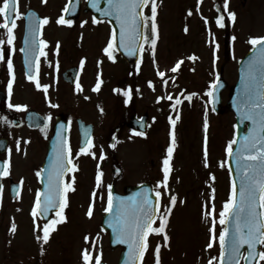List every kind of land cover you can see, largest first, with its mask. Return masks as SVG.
<instances>
[{"label":"rangeland","instance_id":"1","mask_svg":"<svg viewBox=\"0 0 264 264\" xmlns=\"http://www.w3.org/2000/svg\"><path fill=\"white\" fill-rule=\"evenodd\" d=\"M196 2L197 0H157L156 20L159 38L155 56L152 54L150 45H144L145 53L142 54V62L136 70L139 74L142 72L141 76L134 74L129 77L124 74L126 70H129L127 62L109 63L105 57L101 61L102 55L98 49L104 43L97 35L91 33L96 29L94 26L86 29L85 42L87 46L84 52L86 53L89 48H92V51L97 53L93 56L94 59L97 55V60L99 59L96 61L88 56L87 68L88 70L94 68L95 61L96 64H100V68L102 67L108 75L109 91L102 96L105 103L108 100V103L104 104L106 111L94 106L92 115H89L88 118L93 121L98 120L100 125L104 126L101 130H105L108 134L116 126L121 125L122 127L119 134L120 141L110 151L114 159L111 157L110 160L105 161L107 166L111 169L112 166H123L129 181H156L158 178L157 181L161 182L164 177L166 157L164 155L170 146L169 139L172 140L171 135L167 139V129L169 128L170 134L174 132L175 135V144H172L173 152L169 160V179L162 193V206L164 207L168 206L171 195L177 197V203L168 216L166 232L169 240L165 243L162 235L153 234L150 236V251L146 252L143 264H155L154 249L157 243L161 245V264H208L212 257H217L213 264H220L219 232L223 226L219 223V213L223 210L224 203L230 198L232 190L226 148L228 142L235 137V117L227 109L221 113H215L205 89L217 79L220 68L224 67V78L228 82V87L223 91L222 96L223 103L227 102L229 88L237 79L238 62L252 47L249 37L264 36V0H228L227 11H235V20L222 28L223 30L208 25L207 32L203 15H213V2H204L203 5H200V9L195 8L194 3ZM0 3L2 5L3 0H0ZM64 4L65 0H20L19 8L23 12L29 7H34L40 10L45 17H48L50 22H54L58 19ZM189 10L192 12L191 15H189ZM144 13L150 16V7H145ZM92 20L93 18L89 14L82 12L78 21L92 23ZM186 26L187 32L184 30ZM49 27L56 30L54 24H50ZM102 27V29L99 28L100 32L108 29L105 25ZM57 30L62 32V28ZM0 36L2 37L1 33ZM233 36L236 37L235 40L232 39ZM210 41L219 43V48L215 50V57L213 55L214 44ZM177 60L183 61L181 74L171 71ZM76 62L77 59L70 57L65 66ZM157 67L165 73L164 77L157 75ZM192 67L197 72L194 75H192ZM143 75L146 77L143 78ZM151 76L157 80L160 79L159 86L155 90L146 82V78ZM5 79L6 73L0 71V90L5 87ZM84 79L88 81L86 74ZM164 80L168 81L167 85L164 84ZM125 83L135 86L139 96L136 106L129 110L121 105L120 100L117 99L118 102H113L116 99L110 94L112 85L124 87ZM14 90L16 91L14 100L19 101L15 104H28V108L35 107L45 113L55 112L54 107L51 108V104L54 102L52 91L50 101L44 103L42 93L31 88V85L20 76L14 84ZM190 92L195 94L191 95V99L184 104H175V98L180 94L185 96ZM169 96L172 97L171 100L168 99ZM71 97L75 102V107L81 112L82 109H78L80 98ZM62 101L65 102L63 98ZM64 107L66 110L70 109V105L65 103ZM86 107L90 109L89 106ZM27 109L22 110L25 112ZM103 110L104 112H102ZM1 111L0 128L3 123H8L9 126L7 130L10 134L8 137L10 143L7 158L13 167H18L19 171L22 170L20 173L22 174L26 165L38 163V153L44 148L43 140H40L39 132L31 131L25 126L16 127L9 120L7 123L1 121L5 117L18 118L17 115L21 109H11V113H15L12 115L9 112L8 116ZM131 111L138 115L149 112L153 127L150 131L152 136L148 142L131 133L128 126V121L132 116V113H129ZM169 112H172L173 120L178 121L175 125L165 120V116ZM205 114H207L208 120L207 167H205L204 156ZM177 115H179L178 120L176 119ZM2 135L0 133V136ZM18 142L19 151H17ZM105 146L108 151V144ZM221 162H224L223 167L220 166ZM212 176L215 177L214 180ZM213 206L215 209L213 215L216 220V240L213 242V247L209 249L206 245L210 239L209 230L212 227V217H205L204 212L206 210L211 212ZM3 212L8 214L5 209ZM162 215H164L163 207ZM158 224L159 221L157 226ZM34 240L36 239L34 238ZM261 248L264 251V245H261ZM107 251L110 250H104L103 255L107 257L105 258L108 264H113L112 257H116L117 261L119 253L111 254ZM241 264H243V260ZM259 264H264V261H259Z\"/></svg>","mask_w":264,"mask_h":264},{"label":"flooded vegetation","instance_id":"2","mask_svg":"<svg viewBox=\"0 0 264 264\" xmlns=\"http://www.w3.org/2000/svg\"><path fill=\"white\" fill-rule=\"evenodd\" d=\"M16 24L17 26L14 29L15 39L12 45L7 44V30L0 27V33L2 34L0 39L5 41L4 44H0V49L6 52L5 60H0V71L3 72H8L7 56H10L13 61L14 71L23 72L24 67L20 49L22 48L25 23L22 20L16 21ZM47 24H54V29L56 30L50 29ZM47 24H43L40 39V41H48L46 46L41 45L47 56H41L39 64L42 71L44 67L47 78V80L42 79L43 84L49 85L53 92L54 102H52L51 108H53V105H56L54 107L55 112H43L45 113L46 128L44 126L30 129L27 125H23L31 131L39 132L40 140H43L44 148L43 151L38 153V163L26 165L22 174H20L22 170L19 171L18 167H13L10 163V174L3 178L4 191L0 194V264H84L82 258L84 249L89 250L91 257L94 258L98 255L101 258L100 262L104 261L108 264L107 257L105 256V258L103 255L104 250L109 249L110 251H107V253L111 252L113 254V252H117L119 255L122 252V247L111 248L109 245V233L102 228V221L107 213L104 209L107 207L108 186H112L111 192L113 185H115L117 191L124 194L128 186L138 185L143 181H129L123 166H112L111 169L105 161L95 164L94 156L91 153L79 152L82 141V130H85L84 128H80L79 123L81 120L86 123H94L92 140L105 142V139L109 137V134L105 130H101L104 126L100 125L98 120L93 121L88 118L89 115H92L94 106L98 109L106 108L104 104L108 103V100L105 103L102 96L109 92L107 85L108 75L105 70L100 69L99 65L96 64V61L99 59L97 60L98 55L94 59L93 56L97 53H94L92 48H89L86 53L84 52L87 46L85 42L86 29L89 27L82 26V23L78 21H73L71 25L58 24L57 21L48 22ZM59 28H62L61 33L57 30ZM95 28L91 33L102 39V30L100 32L98 27ZM57 43H59L58 51ZM98 51L101 52V47ZM88 56L96 60L94 62L95 67L89 70L87 68L89 62ZM70 57L77 59V62L69 63L65 66L66 61L70 60ZM82 59L84 60L83 66L80 63ZM73 67L78 68V76L72 80L71 76L65 75V71ZM85 74L88 81L84 79ZM98 79L101 83L97 91L94 89ZM77 82L82 86L81 89H77ZM117 88L118 86L112 85L110 89V94L116 99L113 102H118L121 98L120 89ZM41 90L43 88L37 91ZM2 91L5 95L0 96V110L8 116L9 112L11 113V109H13L9 107V104L15 105L19 101L16 102L14 100L16 91L13 87L11 94H9L7 81H5L4 89L0 90V92ZM50 95L42 94L44 103L45 101L46 103L50 101L48 99L52 97ZM71 96L76 99L80 98L78 109L81 108V112L75 107V102ZM62 98L65 102L62 101ZM64 103L70 105V109L66 110ZM25 105L29 106L28 104ZM86 106H89L90 109ZM26 112H23L21 109L17 115L19 119L5 117L1 121H6L7 123V120H9L16 127L22 126L23 121L25 123ZM14 113L12 112L11 114L13 115ZM49 115L51 119H48ZM57 123L68 127V141L71 148L70 159L76 165V169L65 175L64 182H72V177L74 176V190L70 189L67 192V207L63 209V219L56 215V211L59 209H49L45 217H42L38 212L34 222L31 211L36 200V193L38 190L41 191L43 187L41 177L44 174H42V171L48 167L44 165L47 146ZM7 124H2L0 133L3 135L0 138H6L10 143V139L8 138L10 134L7 130L9 126ZM91 152H95L97 157H100L101 153H104L103 144L98 143L95 150L91 148ZM5 161H9L7 153L5 154ZM98 166L99 171L103 173L102 183L99 186H97L96 182ZM38 172L40 175H37ZM47 176L45 175L44 177L47 179ZM21 181L23 182L21 183ZM16 185H18L17 190L15 189ZM153 188L155 190L154 186ZM94 191L96 193L95 197H93ZM14 192L17 194L15 197H13ZM90 205L93 208V215L91 217L87 215ZM4 209L8 211V214L3 212ZM54 220L60 222L51 231L49 240L47 242L37 240V235H43V225ZM13 222L17 225L15 232L10 230ZM85 236L89 238L87 241L85 240ZM94 236L100 238L98 246L92 242ZM92 250L99 251L91 253ZM77 257L79 258L78 262ZM112 259L113 264H116V257H112ZM91 264H95L94 259L91 261Z\"/></svg>","mask_w":264,"mask_h":264},{"label":"snow or ice","instance_id":"3","mask_svg":"<svg viewBox=\"0 0 264 264\" xmlns=\"http://www.w3.org/2000/svg\"><path fill=\"white\" fill-rule=\"evenodd\" d=\"M72 0H69L71 3ZM109 7L101 10L102 14L107 16L115 15L116 20L120 25L119 41L120 46L127 48L129 54H133L136 47L137 41H144L145 44H149L153 56H155V50L157 45V40L159 38L158 24H157V12L158 4L157 0H108ZM98 6V0H93V7ZM145 7H150V16L145 15L143 9ZM199 4L197 5V8ZM223 8L227 10L228 0H223ZM69 10L66 5L62 10L67 12ZM219 11V9H218ZM192 12L189 10V15ZM25 13L18 10V0H3L2 5H0V16L3 17V22L0 23V27L7 30V44L12 45L15 39L14 29L16 28L17 18L23 17ZM29 18L34 15V13L29 12L27 14ZM227 15L235 20V13L228 12ZM49 22L48 17H43L41 24H47ZM100 21L93 18V23H99ZM58 24L71 25L73 23L70 19H65L63 15L59 16L57 19ZM86 23V22H82ZM205 23L207 24V18H205ZM216 23L219 27H224V18L222 15L217 16ZM30 29L34 32L35 29L31 27ZM185 32L188 31L187 26L185 27ZM233 40L236 39L235 36L232 37ZM116 40V31L113 30L111 38L109 40L108 46L105 47L104 52L108 54L109 59H113L112 52L109 51L113 47V42ZM5 41L0 39V44H4ZM35 43V40H33ZM42 46H46L48 41L41 40ZM214 44L213 55L215 57V50L219 48L218 44L214 41H210ZM249 43L257 48V55L253 61H250L246 69V76L244 81L245 89V99L244 103L247 106V111L243 113L247 120L252 121L254 127L249 129L248 135H246L241 141L240 147L236 150V159L238 164V171L242 172L240 177L241 183L239 186V200H237V187L235 181L232 183V190L230 193V198L224 203L223 210L219 213V223L220 225H225L231 222L230 217L234 220L233 230L231 235V243L228 248V259L229 264H239V261L243 259L246 264H252L253 260H256V264L259 261H264V251H258L257 245H264V36L249 37ZM144 45H140L141 51H143ZM14 50V49H13ZM59 50V43H57V51ZM21 52L28 51L25 48L20 49ZM40 56H47V53L43 50V47L39 53ZM6 52L0 49V60H5ZM27 59V58H26ZM192 59V57H190ZM7 69L9 75L12 77L8 80V91L11 94L12 85L15 79L14 76V66L13 61L10 56H7ZM29 63V72L27 78L29 80H35L37 88H43L45 93L49 88L47 84H41L37 76H34L31 71V62ZM81 66L84 64V60H81ZM140 61L137 62V67L139 68ZM155 63V61H154ZM182 60H177L175 65L172 67L171 71L173 73L177 72L180 68ZM58 67V65H57ZM36 72H39V60L37 58ZM157 75L164 77L165 73L160 71L157 67ZM167 85L168 81H163ZM101 81L98 79L94 90H99ZM149 86L152 87V81H149ZM219 84V74H217V79L212 82L213 89L208 92L209 97L214 98V88ZM77 89H81L82 86L77 82ZM190 94L188 99H191ZM159 99V98H158ZM169 100L172 99L171 96L168 97ZM176 103H181L180 99H176ZM56 105H53L55 107ZM10 108L24 109L27 105L22 104H9ZM175 107V106H173ZM48 119H51L50 115ZM176 119H179L177 115ZM170 122L175 125L176 121L169 117ZM47 125H45V128ZM207 129L208 120L207 114H205L204 121V131H205V146H204V156H205V167L208 166V149H207ZM58 133V138H59ZM138 135L143 136L144 133L140 132ZM172 136V144H175L174 132L170 134ZM237 141L235 138L228 142L226 152L229 156L232 155L233 145ZM92 142L88 141L86 147L80 148V153L89 152L95 156L94 152H91ZM19 142L17 143V151H19ZM173 152V147L170 145L168 148V157L164 160V177L161 181V185L167 186V181L169 179V160ZM79 154V153H78ZM71 148L68 146L67 141L63 138L60 139L59 145L55 149V160L48 171L47 183L43 191L38 190L36 193V200L32 207L31 214L34 218L41 214H47L49 209H59L56 211L58 217H63V209L67 207V192L73 189V183L75 177H72V182L65 183L63 178L67 172H72L76 169V165L72 163L70 159ZM103 159V152L100 156ZM71 165V167H69ZM221 167L224 166V162H221ZM10 174V162L5 161L4 166L0 168V177L8 176ZM37 175H40L38 172ZM103 173L98 171L96 174L97 186L102 183ZM214 180L215 177L212 176ZM23 181H21L22 183ZM108 201L107 207H105V212H111L113 209L114 199L111 192L112 186L109 185ZM3 191V185H0V193ZM19 195V193H18ZM162 193L160 191L156 192L157 205L156 210H154L149 202V198L145 195L142 202H137L131 211L118 212L115 222L112 224L113 230L117 233V236L122 240L123 243L128 244L129 254L133 264H143V260L146 252L150 248L149 236L156 234L162 235L165 243L168 242L169 236L166 232L168 216L171 214L172 208L177 203V197L171 195L169 197V204L167 207L160 205L159 198ZM96 196L95 191L93 192V197ZM163 207L164 215L159 217L158 226H154L157 219V210ZM138 209V210H137ZM213 210L205 211V217H212V227L210 228V239L207 248L213 247V242L216 240L215 233V216ZM87 215L91 217L93 215L92 205L89 206ZM60 221H50L43 225V235H37V240H43L47 242L50 238L51 231L54 230L55 225ZM39 227V226H37ZM17 225L15 222L11 225V231L15 232ZM229 228L223 227L219 232V243H220V264H223V258L225 256V246L228 242ZM89 238L85 236L87 241ZM246 245L248 252L247 255H243L241 252L242 247ZM160 248L161 245L157 243L154 249L155 264H161L160 260ZM82 258L84 264H91L94 259L95 264H100V256L91 257L89 250L84 249L82 253ZM258 258V259H257ZM217 257H212L208 264H213Z\"/></svg>","mask_w":264,"mask_h":264},{"label":"water","instance_id":"4","mask_svg":"<svg viewBox=\"0 0 264 264\" xmlns=\"http://www.w3.org/2000/svg\"><path fill=\"white\" fill-rule=\"evenodd\" d=\"M79 5H80V0H72V2L70 3V6H69V10H68V16L75 17L78 13ZM108 7H109L108 0H98V6L97 7H93V0H89V2H88V9H91L93 11L96 18H98V19L108 18L113 22L116 31H118L117 36H118V43H119V48H120L121 52L124 54V56L129 61L134 62L138 59V50H139V46H140V43L142 40L136 42V47L133 51V54H131V55L129 54V51L127 48L121 47L120 41H119V32H120L119 22L116 20L115 15L107 16V15L102 14V11H101V10L106 9ZM33 17L37 18V16L35 14L32 16V18ZM33 21H34V23L38 22L37 19H35ZM258 47L259 46H257V48ZM257 48H255L251 53H249L241 62L239 81L236 84V86L232 88V92L230 94V100L228 102V107H230L231 109H233L236 112L237 118H238L237 143H236V146L232 152V155L230 156V161H229L231 170L233 172L234 181H235L236 187H237V197H236L237 200H239V186L241 183L240 177L242 175V172L238 171V164H237V159H236V155H237L236 150L240 147V144H241V141L243 140V138L246 135H248V133H249V132L247 134L243 133L245 123L249 124L250 129L254 127L252 121L247 120L245 118V116L243 115V113H245L247 111V106L244 103V99H245L244 81H245L247 66L249 65L250 61H253L254 58L256 57ZM224 83L225 82H223V79L221 78L219 80V84L217 86H215V89H214L213 103H214V106H215L217 111H220V109H221V89L226 84V83L225 84ZM31 123L34 124V123H39V122L32 121ZM131 124L134 125L135 127H138V123L135 122L134 119L132 120ZM36 125H38V124H36ZM53 143H54V140L52 142V150L50 152L51 154L55 150V148L53 147ZM57 143H60V139L57 141ZM3 149L4 148H0L1 151H3ZM0 181H1V177H0ZM145 187H146V185L140 186V187H135V189L130 188V190H129V192L131 191L130 194L135 193V195H136V201L133 202V205L131 206V208H133V206L137 202H142L144 195L142 196V199H141L139 197V194L136 191L141 188L142 189L141 192L143 193ZM123 205H121V207H123ZM150 205L154 210H156L157 198L155 199L153 197ZM117 207H119V201L115 197L113 209L111 212H114V211L117 212V210H119V209L121 211V207H119L118 209H117ZM229 219L231 222L225 224V227L229 228V234H228V242L226 243V246H225V256L223 258V264H229V259H228L227 253H228V248H229L230 243H231V235H232L233 223H234V220H232L231 217ZM112 238H117V237H116V235H112ZM245 248L247 249L246 245H244L241 249L242 254H243ZM257 250L260 251V245H257ZM247 252H248V249H247ZM239 263H240V261H239ZM119 264H133V261L131 260V257L129 254V247L126 248V251L124 252ZM245 264H246V262H245ZM252 264H256V260H253Z\"/></svg>","mask_w":264,"mask_h":264}]
</instances>
